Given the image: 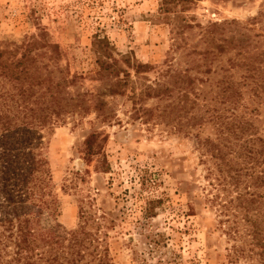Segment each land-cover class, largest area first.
<instances>
[{
    "label": "trees",
    "instance_id": "obj_1",
    "mask_svg": "<svg viewBox=\"0 0 264 264\" xmlns=\"http://www.w3.org/2000/svg\"><path fill=\"white\" fill-rule=\"evenodd\" d=\"M192 2L160 0L155 16L169 25L173 42L161 64L113 52L106 37L95 36L85 75L90 89L76 87L83 73L60 63L61 46L46 30L37 27L21 45L0 42V264H113L107 239L116 220L90 195L80 192L79 221L60 231L45 133L69 115L111 122L116 113L106 98L118 94L145 120L155 117L178 132L214 121V137L192 134L205 164L201 202L213 212L228 264H264V138L251 116L264 107V0L243 23L204 25L182 14ZM147 99L156 102L142 105ZM100 134L85 135L84 161L102 154ZM82 172L88 170L76 175ZM194 197L186 215L195 214ZM163 200H145L143 216H153ZM153 236V243L165 242L162 232Z\"/></svg>",
    "mask_w": 264,
    "mask_h": 264
},
{
    "label": "rangeland",
    "instance_id": "obj_2",
    "mask_svg": "<svg viewBox=\"0 0 264 264\" xmlns=\"http://www.w3.org/2000/svg\"><path fill=\"white\" fill-rule=\"evenodd\" d=\"M192 1L182 14L193 24L204 25L229 20L243 23L258 12L263 0ZM159 3L0 0V42L21 45L38 32L37 27L46 30L61 46L60 63L71 72L83 73L85 78H80L76 87L90 89L93 82L85 75L93 67L95 36L106 37L111 51L126 52L142 63L158 65L170 54L171 28L155 16ZM254 31L259 32L257 27ZM149 76L153 78V72ZM106 100L116 113L111 122H101L93 113L69 115L45 133L60 231L72 229L79 221L81 192L93 197L97 207L110 210L116 220L107 239L113 264H228L223 237L213 231V212L201 202L199 187L204 182L205 164L198 158L193 136L214 137V121L206 119L187 134L155 117L145 120L140 111L133 112L126 94ZM155 102L147 99L142 105ZM252 113L257 135L264 138V107ZM90 131L104 136L100 141L103 155H93L86 162L82 141ZM76 170L88 172H82L81 177ZM70 181L76 185L69 187ZM160 195L164 196V206H158L153 216L144 217L145 200ZM192 195L195 214L186 215V203ZM157 231L162 232L163 244L153 243Z\"/></svg>",
    "mask_w": 264,
    "mask_h": 264
}]
</instances>
